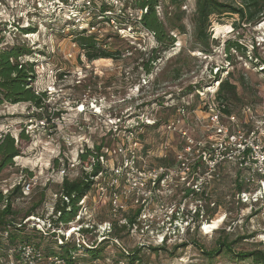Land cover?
<instances>
[{
	"label": "rangeland",
	"instance_id": "1",
	"mask_svg": "<svg viewBox=\"0 0 264 264\" xmlns=\"http://www.w3.org/2000/svg\"><path fill=\"white\" fill-rule=\"evenodd\" d=\"M104 1L115 8V12H109L111 16L120 14L126 4L125 0H92L86 15L90 22ZM79 4L82 0H67L63 4L61 0H0V29H6L0 31V48L16 44L35 50V54L24 59L36 63L37 79L33 83L36 93L46 91L48 94V110L45 108L41 112L28 102L0 103V137L11 132L21 150L14 163L0 173V189L7 193L15 185L24 186L35 178L37 184L31 192L27 195L23 192L15 198L13 207L21 218L29 207L42 202L37 216L52 217L54 203L61 193L63 176L60 170L65 168L75 179L82 171L80 154L102 141L105 142L103 165L107 168L118 165L121 158L117 151L124 142L129 144L125 135H129L127 127H130L134 131L129 139L132 144L137 143L139 166L142 165L140 162H146L150 168H158L162 164L160 158L175 159V166L168 168L170 179L161 185L164 233L167 227L171 228L170 218L177 219L180 226L169 230L170 236L164 246L145 248L143 255L148 262L252 264L251 260H241L234 253L264 249V205L256 208L238 201V190L232 177L235 169L226 166L222 167L217 179H203L198 194L188 197L184 191L189 182L180 179L177 158L178 153L191 157L185 151L184 132L195 142L191 145L192 154L196 152L197 143L217 142L223 137L218 136L209 118L208 104H217L215 95L219 82L214 79L215 73L222 71V78L231 73L230 80L238 87V98L231 101L238 128H251L255 123L253 118L264 120V22L252 26L242 24L235 29L232 24L237 16H225L219 21L215 18L210 29L211 52L207 54L199 47L192 48L195 43L192 17L196 6L195 0H187L183 7L186 33L173 31L178 35L175 46L158 52L160 58L152 71L146 73L142 68V52L151 50L157 42L152 32L135 24L142 10L128 7L126 15L131 23L114 19L110 24L105 21L94 24L95 29L89 32L96 33L101 40L108 34H119L120 39L112 37L106 41L108 48L123 50L117 59L88 60L75 42V33L84 27L69 22L73 11L70 5ZM163 9L159 8L161 16H164ZM23 27L30 30L24 32ZM227 39H239L247 47V55L232 51L234 59L232 63L228 62L224 54ZM253 58H256L255 64H259L256 67L249 61ZM189 86L194 90L191 91ZM178 108L187 110V115L176 130L167 131L165 125L180 118ZM32 113L42 115V118L29 119L27 115ZM117 118L119 129L110 133L109 129L114 126L111 122ZM222 121L230 125L226 116ZM158 122L161 124L156 126ZM23 130L26 139L20 137ZM84 166L89 172L88 163ZM111 178L109 173L95 179L88 194L83 212H89L96 223L110 219L109 202L107 198L99 202L96 182ZM125 183V180L119 181L121 187ZM197 207H201L202 212L200 220L193 226V209ZM114 237H118L120 245L127 251L137 249L128 234L124 236L119 231ZM226 237L237 241L233 246L234 253L222 251L209 258L201 252V247L210 251ZM185 242H188L187 246L178 247ZM102 248L98 254L102 258L123 256L122 247L116 244ZM84 253L93 256L89 251Z\"/></svg>",
	"mask_w": 264,
	"mask_h": 264
},
{
	"label": "trees",
	"instance_id": "2",
	"mask_svg": "<svg viewBox=\"0 0 264 264\" xmlns=\"http://www.w3.org/2000/svg\"><path fill=\"white\" fill-rule=\"evenodd\" d=\"M64 2L67 0H63ZM187 0H125L126 4L123 6V10L120 14L111 16L109 12H115V8L112 4L102 2L99 5V11L93 15V22L90 25L94 26L97 22H106L110 24L112 20L119 21L120 23H131V19L126 15V10L141 9L143 13L141 18L138 19L135 24L141 25L146 30L152 32L157 44L151 50L142 52V68L146 73H150L153 69L155 62L160 58L159 53L161 50L171 49L177 42V36L173 31H177L179 34L186 33V26L183 22L185 18V10L183 9ZM172 6V9L170 7ZM195 10L192 17L194 23L193 39H195L194 46L199 47L201 51L205 53L211 52L209 49L211 42V31L215 18L217 21L225 16H237L232 24L234 28H239L244 25H257L264 22V0H195ZM163 8L164 16L159 13V8ZM127 16V17H126ZM6 26V24H3ZM4 28V27H3ZM30 30L29 27H23L22 31L26 32ZM89 28L78 30L75 33V42L79 45L84 55L88 60H97L105 58H120L122 50L118 48L113 50L108 48L106 39L116 38L120 39L119 34H108L105 39H100L96 33L89 32ZM0 31H6V29H0ZM232 51H240L247 55V47L243 46L239 39H227L224 45V54L228 62L232 63L234 55ZM35 50H31L25 45H6L4 48H0V103H25L28 102L30 106L38 111L46 110L48 94L46 91L36 93L33 83L36 81V63L29 59H24L26 56H32L35 54ZM248 57V56H247ZM256 59V58H255ZM249 60L253 64V60ZM259 64L254 62V66ZM220 74L215 73L214 79L219 82V89L216 92L215 100L219 104L221 111L229 116L233 113L232 100L238 98V87L231 82V73H228V77L222 78ZM213 81V80H212ZM212 83V82H210ZM190 90L194 88L189 86ZM198 90L201 88L196 87ZM195 88V89H196ZM29 119L38 116L42 118V115L32 113L27 115ZM48 117H50L48 115ZM47 117V118H48ZM46 118V119H47ZM158 122L156 126L160 125ZM111 133V132H110ZM20 137L27 138L24 130L20 132ZM105 142L95 143L92 148L87 147L84 152L80 154L82 162V171L79 176L72 179L69 174L63 177L61 182V193L56 202L54 203V213L57 216L56 219H52L55 225L61 223H67L75 218L80 206L79 201L87 195L95 183V178L103 169L102 160L104 154L102 153ZM21 155V150L16 143L15 136L9 132L0 137V173L14 163L15 157ZM58 160H56L57 164ZM91 168L90 172L86 171V166ZM160 166L167 168L175 166V159H171L168 156L160 158ZM219 176L213 178L217 179ZM234 183L237 187L238 193L241 190L248 189V185L242 184L238 179H234ZM192 194H198L194 189L187 190V196ZM205 195V191L202 192ZM23 195V186L21 184L15 185L11 191L7 193L0 189V264H18V254L16 248L23 243L34 242L37 246L41 247L47 253H55L59 256L71 258L72 252L79 250L78 246L72 241L67 244L57 246V241L54 240L53 235H43L31 224H24V220L29 216H36L37 209L41 203L33 204L29 207L24 217L18 216V211L13 207V201ZM64 196L68 197L69 201L64 199ZM201 209H198L193 218L199 221L201 216ZM46 243V244H45ZM237 241L229 240V237L219 240L217 247L210 251H205L201 247V252L205 253L209 258L216 256L222 251H228L234 253L233 246ZM188 242L178 245V247H185ZM57 246V248H56ZM150 248V247H149ZM164 248V247H161ZM177 248V247H176ZM103 249L95 248L94 250H88L97 256ZM153 250H157L154 248ZM146 249L137 248L129 252L127 259L129 264H150L146 258ZM241 260L249 259L252 264H264V249H254L251 251H243V253H234ZM121 255V257H124Z\"/></svg>",
	"mask_w": 264,
	"mask_h": 264
},
{
	"label": "built area",
	"instance_id": "3",
	"mask_svg": "<svg viewBox=\"0 0 264 264\" xmlns=\"http://www.w3.org/2000/svg\"><path fill=\"white\" fill-rule=\"evenodd\" d=\"M61 3L63 4L64 1L61 0ZM70 6L73 9L69 19L71 24L95 29V26L90 25L89 17L86 16L92 7V0H82V4ZM259 68L262 70L261 67ZM208 105L211 112L209 118L217 130L218 136L223 137L217 142L209 140L197 143L196 152L192 154L190 152L191 145H195V142L186 132L183 133V137L187 141L185 151L191 154V157H187L178 153L177 158L178 175L182 182H189L184 194L187 195L188 189L198 192L203 185L201 183L203 179L219 176L222 167L226 166L229 169H235L232 176L234 179L248 185V189L238 193V201L256 208L258 205H264V120L253 118L255 123L251 128L241 129L238 128V119L233 114L226 116L221 111L219 104ZM186 111L184 108H178L180 118H174L172 122H168L165 125L166 130H176L183 123V119L187 115ZM223 116H226L230 121V125L223 123ZM118 120L119 118L112 120L111 123L114 126L109 129L110 132H116L119 129ZM127 128L129 135H133L134 129ZM129 135H125L129 144L124 142L117 151L121 158L120 163L109 168L103 165V169L93 177L98 179L109 173L112 177L109 181L96 182L99 202H102L103 198H107L109 202L110 219L96 223L89 212H83L87 207L89 193L79 201L80 209L75 218L67 223L55 225L52 219H56L57 216L53 215V212L52 217L49 218L30 216L24 220V224H31L44 236L52 234L54 240L57 241V246L73 241L79 250L72 252L71 258H67L55 253L49 254L34 242L23 243L16 248L18 264H129L127 256L130 251L120 245L118 237H114V234L119 231L124 236L128 234L133 238L134 248L144 249L165 245L167 236H170L169 230L177 229L180 226L177 219L171 220L170 218L171 228L167 227V231L164 233L161 185L170 179L169 169L162 166L150 168L146 162H140L142 165L139 166L137 143L132 144L129 139L131 135ZM60 174L63 177L67 175L66 169H61ZM120 180L126 182L122 187L119 185ZM36 182L35 178L28 181L23 186V192L26 195L30 193L31 188L37 184ZM109 191L110 196L108 197ZM64 199L69 201L66 196ZM130 206L134 209H130ZM198 209L202 210L201 207H197L193 209L194 213ZM192 219H194L193 215ZM196 222L198 221L194 219L193 226L196 225ZM111 243L122 247L121 254L125 256H118V258L114 255L115 257L112 258L107 256L102 258L101 255L89 257L84 253L105 245L111 247Z\"/></svg>",
	"mask_w": 264,
	"mask_h": 264
}]
</instances>
